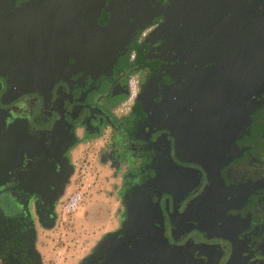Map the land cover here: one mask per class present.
Here are the masks:
<instances>
[{"label":"flooded vegetation","instance_id":"af4514ba","mask_svg":"<svg viewBox=\"0 0 264 264\" xmlns=\"http://www.w3.org/2000/svg\"><path fill=\"white\" fill-rule=\"evenodd\" d=\"M168 2L0 0V264H42L72 152L106 130L110 165L120 133L146 153L127 195L148 184L161 208L178 201L164 236L186 246L184 264H264V0H183L160 18ZM133 73L137 98L117 118ZM153 167L170 192L153 189ZM100 240L77 264L104 262L86 260Z\"/></svg>","mask_w":264,"mask_h":264},{"label":"water","instance_id":"95a60500","mask_svg":"<svg viewBox=\"0 0 264 264\" xmlns=\"http://www.w3.org/2000/svg\"><path fill=\"white\" fill-rule=\"evenodd\" d=\"M182 1L169 0L159 17L164 18L165 11L172 7L176 8ZM189 7L195 11L199 8L198 5ZM149 25L150 23L143 24L140 30ZM163 130L167 131L166 127H163ZM162 137H164L163 141L166 143L167 136L162 135ZM160 138L151 141V147L154 151H157L156 144ZM167 171L166 167L161 171L153 167V170L150 171L153 175L151 186L154 190L160 189L159 195L165 191L170 192L169 183L166 179ZM173 171L175 178L181 179L184 177L185 173L182 170L176 168ZM173 191L174 189L171 190V192ZM177 203L178 201L175 198L171 200L165 198L163 208H161L159 201L151 199L148 184L133 188L130 194L125 196L126 217L120 227L105 234L86 260L104 259V262L100 264H184L186 246L177 242L178 238L172 232V236L169 232L167 236H164V220L169 219L170 229H172L173 221L169 212L170 209L175 210L178 207ZM179 212L182 213V209L177 212L175 210L173 213L180 214ZM179 223H181V217L177 220V224Z\"/></svg>","mask_w":264,"mask_h":264},{"label":"rangeland","instance_id":"374dc122","mask_svg":"<svg viewBox=\"0 0 264 264\" xmlns=\"http://www.w3.org/2000/svg\"><path fill=\"white\" fill-rule=\"evenodd\" d=\"M107 135L106 130L102 136L81 142L73 150L74 172L68 192L72 190L71 181L75 179V172L81 169L85 161L90 164L89 180H94V183L88 189L85 201L67 221L59 220L42 237V264H55L54 254L60 246H65L74 255L73 260L67 264H77L101 237L119 226L123 205L117 192L125 166L121 164L115 170L109 162H100V158L110 149Z\"/></svg>","mask_w":264,"mask_h":264},{"label":"built area","instance_id":"2783aa9c","mask_svg":"<svg viewBox=\"0 0 264 264\" xmlns=\"http://www.w3.org/2000/svg\"><path fill=\"white\" fill-rule=\"evenodd\" d=\"M153 29V25L147 26L142 29L137 37V42H141L142 39ZM135 58V51L131 50L128 55V60L133 62ZM127 93L123 100L113 109V114L117 118L126 117L132 110L135 100L138 95V77L135 73L131 74L126 83ZM81 169L75 172V179L71 181L72 190L69 191L59 207V220L62 222L72 215L85 201L87 197V191L92 187L94 180H89V168L90 164L85 161ZM59 222V221H58ZM57 249V248H56ZM74 255L65 246H60L55 254L53 262L55 264H67L73 260Z\"/></svg>","mask_w":264,"mask_h":264},{"label":"trees","instance_id":"16d2710c","mask_svg":"<svg viewBox=\"0 0 264 264\" xmlns=\"http://www.w3.org/2000/svg\"><path fill=\"white\" fill-rule=\"evenodd\" d=\"M125 96H126V92H124V95L121 97L120 101L123 100ZM120 134L115 136L108 158H110V160L112 161L111 167L114 168L115 170H117V168L123 162L127 166L124 174L122 175L121 186L117 192V195L120 198V200H122V202H125V196L127 195V193L130 191L132 186L140 180L143 172L145 173V171L147 170L146 166L142 164L136 165V161L140 157H144V154L146 153L137 145L135 146L134 144L130 143V141L133 143L136 142L138 143V139H136L137 138L136 136L133 137L134 135H132L130 138H128L127 133L122 134L126 137L128 142L125 143L124 141L123 143V139L121 138ZM100 135L101 133L88 135L87 137L84 138V140L95 139L100 137ZM106 161H107V157L103 155L100 158V162L104 163Z\"/></svg>","mask_w":264,"mask_h":264}]
</instances>
